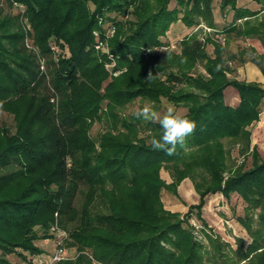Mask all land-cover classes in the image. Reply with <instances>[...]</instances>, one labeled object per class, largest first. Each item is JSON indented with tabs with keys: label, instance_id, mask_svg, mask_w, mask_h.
<instances>
[{
	"label": "trees",
	"instance_id": "obj_1",
	"mask_svg": "<svg viewBox=\"0 0 264 264\" xmlns=\"http://www.w3.org/2000/svg\"><path fill=\"white\" fill-rule=\"evenodd\" d=\"M253 1L258 11L231 4L234 21L247 19L228 32L258 37L264 45V16L251 20L264 12V0ZM5 2L24 6L43 54L54 39L68 55L59 57L53 70V86L61 96L55 114L35 59L23 46L20 14L5 12L0 4V107L13 113L16 124L12 135L0 127V264H13L8 259L13 255L34 264L27 256L43 254L35 241L52 239L55 222L67 230L63 247L81 253L77 260L56 264H92L85 252L100 264H264V159L250 148L249 131L259 120L264 86L229 78L234 68L228 61L236 55L225 60L224 47L212 39L203 43L196 35L185 36L178 51L142 54L163 47L162 38L175 26L188 29L201 19L213 28L211 0ZM128 9L127 21L105 16L126 15ZM95 30L106 51L95 49ZM207 44L213 46L212 56ZM250 56L264 74V55L250 50ZM197 65L204 73L195 72ZM228 87L238 95L234 107L224 101ZM136 99L157 105L164 99L183 108L196 123L185 145L173 155L155 150L151 139L161 135L159 124L120 113ZM95 121L105 127L96 140L89 135ZM224 140L239 143L242 155L251 159L250 166L241 162L226 178ZM161 169L171 183L161 179ZM186 178L198 202L180 217L163 207L160 193L175 194ZM216 193L241 199L243 215L235 220L248 242L237 237L232 247L220 235L203 231L207 244L196 239L190 219L196 215L206 227L202 209L206 197ZM79 197L80 210L75 207Z\"/></svg>",
	"mask_w": 264,
	"mask_h": 264
},
{
	"label": "rangeland",
	"instance_id": "obj_2",
	"mask_svg": "<svg viewBox=\"0 0 264 264\" xmlns=\"http://www.w3.org/2000/svg\"><path fill=\"white\" fill-rule=\"evenodd\" d=\"M0 4L1 7L4 9L5 12H10L12 14H20L19 20L22 23V27H23V31L25 33V38H24V47L27 50V52L31 53L35 59V65H36V71L38 72V76L40 78L43 79L45 87H46V91L48 94V100L49 104L51 105L53 111L55 114L58 113L59 111V104H60V100H61V96L59 93H57V91L55 90L54 86H53V70L57 67V63H58V59L63 58V56L68 55L67 50L63 47L61 49V47L59 46L60 44H58L56 42V40H49L51 41L48 42V48H49V52L43 54L41 52V50L34 44V40H33V31L31 30V27L29 25V23L27 22V19L24 17V6L19 5V4H13L12 7H8L6 5L5 0H0ZM172 7V3L170 5ZM88 7L89 9H93V6L91 3H88ZM131 10L128 9V14H121L119 12H114V13H107L105 16L106 18L108 17L107 15H112L113 18L116 16L118 20L123 21H127L131 19ZM115 15V16H114ZM110 16V17H112ZM256 20V19H255ZM253 20V21H255ZM206 23L199 19V22L197 25L188 28L187 31L185 32L183 35H180L177 39L173 40V34L171 32H168L166 34L165 37L162 38V42H163V47H160L156 50H149L146 49V51L143 50L142 54L144 56H146L147 54L151 53V52H155L158 54H163L165 52H170V51H178L177 50V43L179 40L183 39L185 36H190V35H196L197 38L202 41L203 43H205V41H207L208 39H212L218 43H220V45L222 47H224V52H223V58L226 60L229 58V56H231L230 53H225V49L227 47L226 45V40L225 37L223 35H221L220 33H214L215 36L213 35V30L208 27L207 25H205ZM251 37V36H250ZM206 52L208 53V55L212 56L213 53V48L211 46H209L208 44L206 45ZM60 54V55H59ZM230 67V66H229ZM233 68V67H232ZM196 71H200L202 73H204L202 67L200 65H197V68L195 70ZM234 71V70H233ZM230 74H228V77L231 78ZM111 78L108 77V79L105 81V84L110 81ZM229 91L228 93H232V91L234 90L231 87H228ZM38 92V91H37ZM22 103V102H21ZM145 104H149L151 106H153L158 112H160L161 114H163L168 106H174L181 114L185 113V110L183 108H179L176 107L175 105L166 102L164 99H161V102L159 105L151 103L147 100H141V99H136L135 101H133L132 103H128L125 107H123L120 111L121 114L123 115H131L133 114L137 109L143 107ZM23 107V106H22ZM0 127L4 130H6V132L9 135H12L15 133V129H16V124L14 121V115L12 112L8 111V110H4L3 108L0 107ZM105 131V127L104 124L102 122L99 121H95L91 124L90 130H89V135L92 139H97L98 136ZM261 135V134H260ZM223 146H224V151H225V161H226V169L225 172L223 173V177L226 178L228 176V174L234 172L236 170V167H238V165L241 164V162L246 163V166H250V160L246 157H244L242 155V153L240 152V144L239 143H234L230 142L228 140H224L223 141ZM256 147V146H255ZM251 148V147H250ZM257 152L264 157V140L258 142L257 147H256ZM244 159H246V162L244 161ZM160 177L162 180H164V182H166V184L171 183L172 179L170 178V175L168 173V171L166 169H161L160 170ZM178 187V186H177ZM160 198H161V202L162 205L165 209H167V206L169 205L167 202L170 201V203H173V205H183V203L181 202L178 194H177V188H176V193H172L171 191H165L164 189L161 190L160 193ZM226 201V202H225ZM83 205V197H79L76 199L75 201V207L80 210L82 208ZM185 210H183L184 212H176V211H170L167 209V211L169 212H173V213H178V215L181 217L183 216L184 213H186L187 211V207L188 205H185ZM221 207V208H219ZM243 208H244V204L242 203L241 199L238 198L236 196V194H233L229 199H226L225 197H223L222 202H220L217 205H214V207L212 208L211 211V215H213L219 225H215L212 224V222L209 221H205L206 223V227L201 228V222L197 219L196 215H193L191 217V224L195 225L194 227V234L196 236V239L201 241V243H203L204 245L207 244V239L205 237V235H203L204 233L209 234H218L222 237V239L224 241H227L228 243H230L232 245V247H235V239L237 237H242L246 242L249 241V238L247 237L245 231L240 227V225L236 222L235 218H237V216H242L243 215ZM54 217H56V214L54 215ZM58 223L55 222L49 229V232L53 235L54 237L52 239H45V240H39V241H35V245L37 247H39L40 249L43 250V254L40 255H35V256H27V258L32 261L34 264H40V261L42 259H46L48 258L56 249V238H57V232L55 231H64L67 233V230H62L59 226H57ZM53 228L55 231H53ZM204 229V230H203ZM203 231V234H202ZM67 259H72V260H77L78 257L81 255V253L77 252L76 248H70L67 250ZM86 255L89 257V259L91 260L92 264H100L97 260H95L93 257H91V253L90 252H85ZM9 261L12 262L13 264H27L24 261H21L19 258H17L15 255L13 256H9L8 257Z\"/></svg>",
	"mask_w": 264,
	"mask_h": 264
},
{
	"label": "crops",
	"instance_id": "obj_3",
	"mask_svg": "<svg viewBox=\"0 0 264 264\" xmlns=\"http://www.w3.org/2000/svg\"><path fill=\"white\" fill-rule=\"evenodd\" d=\"M229 2L230 0H211V12L213 16V28L211 29L213 30L214 36V33H220L225 37L227 45L225 53L236 55V59L228 61V65L234 68V71L230 74L232 76L230 77L238 81L253 82L264 86V74L261 73L259 67H257L256 64L250 61V50L255 51L257 54L264 55V45L261 44L258 37H236L234 33L228 32L232 27L242 26L243 22L247 19L246 17H243L234 21L233 18L235 16L236 10L231 6L232 3L236 9H243L247 11H258L259 6L253 0H232L230 3ZM224 3L227 4L223 9L222 5ZM261 16H264V12H260L255 17L251 18V20H257V18L260 19ZM176 28V26L173 27V29L169 32L175 35L179 33V36L183 35L185 32H188L187 28H181L180 26L179 29L176 30ZM208 45L213 48L211 44ZM241 52L244 53L241 58L242 60L239 62L237 59L238 54ZM228 91L229 89L226 88L223 93L224 101L229 106L234 107L238 104V95L235 90H233L232 93H228ZM249 131L251 134L250 147H257V144L261 141V138L264 140V105H262L259 120L249 127ZM261 158L264 159L262 156ZM248 159L251 160L250 157H248ZM177 194L183 205H173V203L168 201L167 203L169 205L167 206V209L170 211L184 212L183 210H185V205H192L198 202V196L195 193L190 179L186 178L182 180L181 183H179L177 187ZM222 200L223 196L219 193L208 195L205 199V204L202 209V219H204L206 222L210 220L212 224L219 225L217 221L218 217L216 219L213 215H211V211L214 205L219 204L222 202Z\"/></svg>",
	"mask_w": 264,
	"mask_h": 264
},
{
	"label": "clouds",
	"instance_id": "obj_4",
	"mask_svg": "<svg viewBox=\"0 0 264 264\" xmlns=\"http://www.w3.org/2000/svg\"><path fill=\"white\" fill-rule=\"evenodd\" d=\"M215 70L220 71L221 66L217 65ZM151 79L152 74L149 73L147 80ZM133 115L137 119L159 124L162 130L161 135L158 138L153 137L151 139V144L155 150L165 151L167 155H173L178 145L183 147L187 137L190 136L196 128L194 120L181 114L171 105L161 114L153 106L145 104L143 107L137 109Z\"/></svg>",
	"mask_w": 264,
	"mask_h": 264
},
{
	"label": "built area",
	"instance_id": "obj_5",
	"mask_svg": "<svg viewBox=\"0 0 264 264\" xmlns=\"http://www.w3.org/2000/svg\"><path fill=\"white\" fill-rule=\"evenodd\" d=\"M99 23H100V21H99ZM112 33H113V30L110 31V34H112ZM93 36L97 40V42L95 44V49L106 51L104 48V42L99 40V31H97V30L93 31ZM113 66H114V63H112L110 65L111 68ZM118 74H119V71L113 72L114 76H117ZM193 226H195V225H193ZM53 231H55L54 228H53ZM55 232H57V238L55 241L56 242V249L48 258L42 259L40 261V264H56L59 261L67 260V257H66V255L68 254L67 249H65L63 247V240L66 239V233L64 231H60V230L55 231Z\"/></svg>",
	"mask_w": 264,
	"mask_h": 264
}]
</instances>
